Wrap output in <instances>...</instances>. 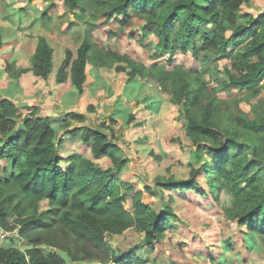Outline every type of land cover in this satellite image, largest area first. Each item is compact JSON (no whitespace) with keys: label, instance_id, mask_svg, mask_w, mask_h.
I'll list each match as a JSON object with an SVG mask.
<instances>
[{"label":"trees","instance_id":"trees-1","mask_svg":"<svg viewBox=\"0 0 264 264\" xmlns=\"http://www.w3.org/2000/svg\"><path fill=\"white\" fill-rule=\"evenodd\" d=\"M32 1L28 0L31 9ZM248 2L65 0L68 9L78 8L73 12L76 20L87 14L91 20L86 22L76 54L66 50L56 81L64 83L70 75L76 93L82 95L87 65L93 64L125 73L126 84L136 78L155 82L170 102L179 106L199 165L191 170L188 180L158 177L154 184L146 185V191L164 196L165 189L188 190L216 202L225 192L230 195V205L225 208L228 220L247 226L264 247V109L256 103L263 104L264 99L251 100L264 89V12L257 16L243 13ZM52 6L42 11V18ZM26 10L21 7V14ZM4 18L10 20V14L5 13ZM106 25L107 40L134 39L156 61L147 64L134 51L119 50L93 35L97 26ZM35 43L29 68L12 70L8 64L12 82L27 71L45 80L52 72L50 41L39 34ZM199 44L205 52L232 60L219 89L245 90L243 100L250 104L249 114L238 113L237 107L234 114L232 107L216 98L208 86L221 78L210 66L194 70L183 65L168 68L157 62L176 52L197 56ZM2 46L0 28V50ZM29 109L23 116L13 101L0 99V158L6 162L0 164V228L25 240L23 247L0 246V264H148L138 253L139 245L119 250L108 237L134 229L143 234L145 244L152 245L175 227L171 222L175 213L170 205L155 210L141 198V192L133 194L132 211L125 206V190L131 191L133 184L119 176L127 158L118 155L120 145L111 140V126L72 127L73 121L84 123L86 115L71 112L58 120L39 116L38 107ZM115 122L112 118L111 124ZM66 136L71 140L81 136L91 144L93 158L78 152L64 155ZM103 157H109L113 166L103 168L94 161ZM197 177L206 179L207 190L201 188ZM43 201H47L45 210L40 206Z\"/></svg>","mask_w":264,"mask_h":264},{"label":"rangeland","instance_id":"rangeland-1","mask_svg":"<svg viewBox=\"0 0 264 264\" xmlns=\"http://www.w3.org/2000/svg\"><path fill=\"white\" fill-rule=\"evenodd\" d=\"M27 1L0 0V28L4 38L3 43L7 38L9 40L11 35L14 36L13 29L20 31L22 36L26 33L35 38L41 33L40 29L58 34L64 28L65 35L59 38H62V43L67 44V49L76 54V49L85 34L86 22L91 20L89 15L87 14L85 19L76 20L73 12H78V8L74 11L68 9L65 0H33L32 6L38 3L36 12L34 8L27 6V10L21 14V7L28 5ZM51 3L53 6L49 9L47 18L43 19L45 21L43 25L38 16L42 15V10L48 8ZM242 11L257 16L264 12V0H250L243 5ZM5 13L10 14V20L4 18ZM108 28L107 25L104 28L97 26L93 35L104 39L106 44H115L119 50L134 51L147 64L156 61L150 59V54L146 53L134 39L107 40L104 32ZM152 39L153 37L150 40ZM31 44V40L26 39L19 45L21 47L24 45L25 49H30L29 52H32ZM18 51L22 53L20 48ZM63 53L56 50L57 65ZM27 57H31L29 53L26 56L23 54L21 61L27 62ZM157 62L163 63L168 68L183 65L194 70L210 66L215 75L221 78L219 82H210L208 86L214 91L216 98L222 104L232 107L234 114L241 110L249 114L250 104L243 100L247 93L245 90L233 87L219 89V84L227 77L226 70L231 69V59L213 51L205 52L199 44L197 56L191 52L187 54L176 52L172 56L170 54L161 56ZM10 66L12 70L17 69L13 63ZM86 70L87 81L84 90L86 93L82 94L83 97L85 96L83 102L86 107L80 111L86 115V121L84 123L73 121L72 127L89 125L102 129L104 124L111 126L114 132L111 140L120 145L118 155L127 158V163L119 176L133 184L131 191L125 190V194L128 195L125 206L129 210H133V194L141 192V198L155 210H159L162 205H170L175 213V217L171 218L175 227L168 229L164 238L152 245L145 244L143 234L134 229H128L120 235L109 236V242L119 250H128L134 245H139L138 253L149 261L148 264H264V247L261 238L251 234L247 226H239L228 220L225 208L230 205L229 194L221 192L219 201L216 202L188 190L180 192V190L165 189L164 196L158 194L159 192L149 195L146 191V185L154 184L158 177L188 180L191 178V170L199 165L194 157V145L186 134V120L180 113L179 106L171 103L167 94L163 93L153 81L136 78L126 84V74L117 72L114 67H96L88 64ZM262 83L264 84V79ZM70 85L66 84L64 88L69 90L71 87L76 91L71 83ZM259 98L264 99V89L258 97H253L251 100L256 102ZM227 101H231L230 105L226 103ZM256 103L260 105L259 108L264 109V103L259 100ZM57 105L60 112L56 117L58 120L62 119L64 114L76 112ZM89 106L92 108L89 109ZM29 112L30 109H24L21 113L27 116ZM233 117L235 118L236 115ZM112 118H115L114 124H111ZM234 121L236 123V119ZM19 122L22 125L21 120ZM61 131L65 133L67 129L63 128ZM62 152L66 156L78 152L93 158L91 144L85 143L81 136L76 137L75 140L66 136ZM94 161L103 168L113 166L109 157ZM0 164L6 162L0 158ZM197 179L201 188L207 190L206 179L198 177ZM40 206L45 210L47 201L41 202ZM24 243L25 240L19 238L17 233L6 232L0 228V246L23 247Z\"/></svg>","mask_w":264,"mask_h":264},{"label":"crops","instance_id":"crops-1","mask_svg":"<svg viewBox=\"0 0 264 264\" xmlns=\"http://www.w3.org/2000/svg\"><path fill=\"white\" fill-rule=\"evenodd\" d=\"M37 4H34V8H36ZM27 6H29V4L26 5V7ZM38 17H40L41 19L39 20L40 23L44 25L43 22L45 21L43 19L47 17L42 18L41 15H39ZM40 26L41 25H39L38 27L40 28ZM40 31L41 33L39 32L37 33L46 36L54 49L53 68H52L53 72L50 73L49 77L45 80L42 77L35 75L33 71H27L19 76L17 82L15 81L12 82L13 78L11 77L10 72L7 68L8 64L13 63L17 66V68H29L31 66L30 57H27L28 58L27 62H23L21 61V56H23V54H25L26 56L28 55V53L30 56L34 54L36 49L35 41L38 36L37 34L35 38H32L31 36H29V34L27 35L26 33H23L24 36H22L20 35L21 33L20 31L13 29L12 32H14V36L11 35V38H9V40L8 38L7 40H4L3 47L0 50V99L2 98L10 99L18 107H22L26 110H28L30 107H38L40 108V110H43L41 114H46L52 118H56L60 113L58 111L57 104H59L62 108L66 107V109L70 108L71 111H76L77 113H83L80 111L86 107V105L83 102L85 98V96L83 97V95H85L86 92L84 91L83 95H78L76 91L71 87H69L70 88L69 90L64 88L66 84L68 85H70V83L72 84L70 75L67 78V81H65L64 83H57L56 81L57 72L65 57V53L67 50V44L62 43L61 42L62 38H59L65 35L64 28H62L61 32L58 34L46 32L41 29ZM26 39L31 40L32 52H29L30 49L28 50L25 49L24 45H22V47L20 46L25 42ZM58 42H60V44ZM18 45L22 53H19V51L17 52V50H19ZM56 50L61 52V54L62 52H64L63 53L64 55L60 54L61 60L60 63H58V65L55 62ZM82 104H84V106H82ZM24 109H20L21 112ZM61 113L63 114V112Z\"/></svg>","mask_w":264,"mask_h":264},{"label":"water","instance_id":"water-1","mask_svg":"<svg viewBox=\"0 0 264 264\" xmlns=\"http://www.w3.org/2000/svg\"><path fill=\"white\" fill-rule=\"evenodd\" d=\"M41 115H43V116H44V115H46V114H40L39 116H41Z\"/></svg>","mask_w":264,"mask_h":264}]
</instances>
